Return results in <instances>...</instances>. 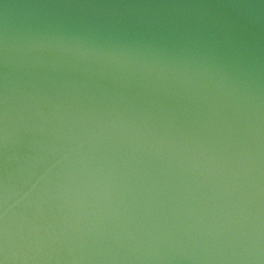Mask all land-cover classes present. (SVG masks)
<instances>
[{"label": "water", "instance_id": "95a60500", "mask_svg": "<svg viewBox=\"0 0 264 264\" xmlns=\"http://www.w3.org/2000/svg\"><path fill=\"white\" fill-rule=\"evenodd\" d=\"M0 264H264V0H0Z\"/></svg>", "mask_w": 264, "mask_h": 264}]
</instances>
